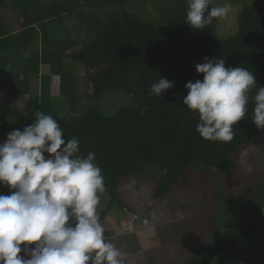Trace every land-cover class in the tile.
I'll return each instance as SVG.
<instances>
[{
	"label": "trees",
	"instance_id": "trees-1",
	"mask_svg": "<svg viewBox=\"0 0 264 264\" xmlns=\"http://www.w3.org/2000/svg\"><path fill=\"white\" fill-rule=\"evenodd\" d=\"M11 4L0 7V143L12 130L32 124L37 110L52 115L66 139L79 141L83 156L95 153L108 195L101 217L116 206L131 209L119 189L131 177L152 178L154 197L164 198L182 187L193 170L206 178L212 172L229 175L238 167L239 150L264 132L252 122L250 102L245 117L233 126L231 142L205 140L196 131L198 112L183 104L185 84L203 80L195 66L204 57L224 58L226 67L251 71L257 85L250 97L264 87V0L239 11L237 30L226 37L217 32L219 18L203 30L190 28L187 0H150V6L145 0ZM78 66L84 69L81 92ZM57 77L60 95L54 96ZM160 77L174 81V87L153 96L151 85ZM111 91H121L128 101L107 113L102 98ZM25 95L28 111L9 107L10 98ZM64 108L68 116L60 114ZM0 193L11 194L8 187ZM257 197L259 204L250 207L248 217L226 204L208 238H184L189 254L177 264H214L238 250L264 248V204Z\"/></svg>",
	"mask_w": 264,
	"mask_h": 264
},
{
	"label": "clouds",
	"instance_id": "clouds-1",
	"mask_svg": "<svg viewBox=\"0 0 264 264\" xmlns=\"http://www.w3.org/2000/svg\"><path fill=\"white\" fill-rule=\"evenodd\" d=\"M211 3L188 0L186 24L203 30L231 11L230 4L209 9ZM195 69L203 80L185 84L183 104L198 112L196 131L203 139L231 142L250 102L252 122L264 130V87L249 96L257 85L251 71L226 67L220 57H204ZM173 87L160 77L150 94L160 97ZM34 115L32 124L0 143V185L11 193L0 195V264H124V253L105 240L99 222L105 184L95 153L83 156L79 141L66 139L52 115Z\"/></svg>",
	"mask_w": 264,
	"mask_h": 264
},
{
	"label": "rangeland",
	"instance_id": "rangeland-1",
	"mask_svg": "<svg viewBox=\"0 0 264 264\" xmlns=\"http://www.w3.org/2000/svg\"><path fill=\"white\" fill-rule=\"evenodd\" d=\"M133 1L142 4V0ZM255 1L257 0H212L213 5H231L228 15L219 18L218 34L226 37L234 33L238 26L237 13ZM145 5L150 6V0H145ZM74 20L71 19L67 23L71 24ZM40 45L43 46L42 41ZM76 75L77 90L81 92L84 69L78 66ZM59 88L60 80L57 77L52 84L54 96L60 95ZM125 95L121 91L106 93L102 98L104 110L107 113L115 112L118 105L128 101ZM28 98L26 95L17 96L10 98L9 104L6 103L11 108L26 112ZM58 104L63 103L58 101ZM59 112L68 116L67 108L60 109ZM236 157L238 167L234 172L228 173L229 175L212 172L211 176L206 178V174L193 170L182 187L164 198L154 197L152 178L131 177L119 188L121 196L129 203L131 209L116 206L104 217H101V212L107 207L108 195L105 191L99 193L97 213L104 229L105 240L124 253V264L183 262L189 254L183 239L208 238L214 221L221 219L224 206L230 205L238 210L240 208L242 216L248 217L250 211L248 215L245 214L250 207L259 204L255 201L257 193L259 202L264 204V132L254 144L241 148ZM206 179H209L207 183ZM1 187L7 186L0 185ZM216 188L217 195H214ZM21 247L23 248V245ZM214 264H264V248L255 247L252 252L248 249L242 252L238 250L234 255L219 257Z\"/></svg>",
	"mask_w": 264,
	"mask_h": 264
},
{
	"label": "crops",
	"instance_id": "crops-1",
	"mask_svg": "<svg viewBox=\"0 0 264 264\" xmlns=\"http://www.w3.org/2000/svg\"><path fill=\"white\" fill-rule=\"evenodd\" d=\"M53 1H54V0H46L47 4H49V5H51ZM2 4H3V5H7V6H12V4H11V0H4V1L2 2ZM2 4H0V5H1L0 7H2ZM1 9H2V8H0V11H2ZM5 14H6V13H5ZM5 14H4V15H5ZM2 16H3V15H2Z\"/></svg>",
	"mask_w": 264,
	"mask_h": 264
}]
</instances>
